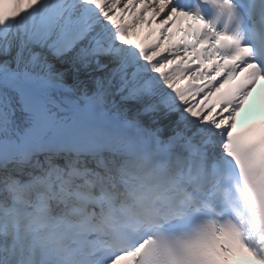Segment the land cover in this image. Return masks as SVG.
<instances>
[{
	"label": "snow or ice",
	"instance_id": "obj_1",
	"mask_svg": "<svg viewBox=\"0 0 264 264\" xmlns=\"http://www.w3.org/2000/svg\"><path fill=\"white\" fill-rule=\"evenodd\" d=\"M261 81L264 0H0V264H264Z\"/></svg>",
	"mask_w": 264,
	"mask_h": 264
},
{
	"label": "bare ground",
	"instance_id": "obj_2",
	"mask_svg": "<svg viewBox=\"0 0 264 264\" xmlns=\"http://www.w3.org/2000/svg\"><path fill=\"white\" fill-rule=\"evenodd\" d=\"M134 39H136V37H134Z\"/></svg>",
	"mask_w": 264,
	"mask_h": 264
}]
</instances>
